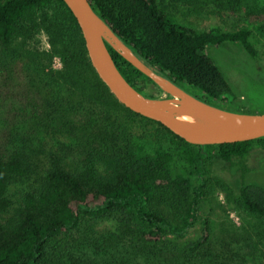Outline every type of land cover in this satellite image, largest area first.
<instances>
[{
  "label": "trees",
  "instance_id": "1",
  "mask_svg": "<svg viewBox=\"0 0 264 264\" xmlns=\"http://www.w3.org/2000/svg\"><path fill=\"white\" fill-rule=\"evenodd\" d=\"M88 2L155 73L232 111L236 95L204 49L237 44L256 60L252 36L264 35V0L205 4L206 14L241 20L231 30L190 29L163 0ZM106 47L131 87L145 96L139 80L162 92ZM253 148L264 152V137L191 145L118 103L62 0H0V264H263L249 232H225L215 245L200 213L206 164L218 159L239 173L237 208L264 224V187L249 181L261 167L247 165ZM105 221L111 226L97 230Z\"/></svg>",
  "mask_w": 264,
  "mask_h": 264
},
{
  "label": "rangeland",
  "instance_id": "2",
  "mask_svg": "<svg viewBox=\"0 0 264 264\" xmlns=\"http://www.w3.org/2000/svg\"><path fill=\"white\" fill-rule=\"evenodd\" d=\"M211 1L163 0L165 5L178 7L179 13L176 19L190 29L203 30L211 26H219L224 30H231L238 27L241 20L239 21L233 15L225 13L214 16L202 11L206 8L205 4ZM193 6H197V9L193 10ZM199 10L202 12H198ZM35 35L42 49L49 48L46 36L42 32H37ZM252 43L257 51L256 60L251 59L237 44H223L218 48L206 46L204 53L219 68L236 95V100L228 107L232 111H248L251 114H257L264 112V35L253 34ZM52 67L53 69L61 67L57 58L53 59ZM136 85L142 87L145 96L153 95L155 99L160 100L170 98L160 87L162 92L157 91L148 82L138 80ZM263 162L264 152L259 148H253L249 153L247 165L250 169L261 167L249 177V181L262 187H264V165H261ZM206 170L207 195L201 203L200 213L209 222L213 243L217 245L225 232L238 234V231H247L252 235L253 240L259 243L264 264V224L237 208L235 204L239 188V173L230 171L226 163L218 159L209 161L206 164ZM110 226V222L105 221L98 223L96 229ZM199 231L200 228L196 227L190 236L198 234ZM249 262H251L250 257H248V264Z\"/></svg>",
  "mask_w": 264,
  "mask_h": 264
},
{
  "label": "water",
  "instance_id": "3",
  "mask_svg": "<svg viewBox=\"0 0 264 264\" xmlns=\"http://www.w3.org/2000/svg\"><path fill=\"white\" fill-rule=\"evenodd\" d=\"M75 18L80 29L84 46L91 67L100 81L106 86L113 97L128 110L142 117L160 123L174 135L191 145H219L251 141L264 137V113H236L208 104L201 99L183 93L176 86L159 76L129 49L123 46L113 33L98 18L88 0H62ZM101 27L105 28L112 41L125 47L127 52L115 48L111 42L101 36ZM109 44L140 73L149 78L157 86L161 80L177 88L185 100L169 108L156 109L151 107L143 94L131 87L117 70L115 63L106 47ZM159 87V86H158ZM161 90V89H160ZM168 98V97H167ZM165 98V99H167ZM160 100V99H155ZM168 100V99H167ZM196 111L216 120L223 126L215 129L201 130L187 127L175 119L181 111Z\"/></svg>",
  "mask_w": 264,
  "mask_h": 264
},
{
  "label": "bare ground",
  "instance_id": "4",
  "mask_svg": "<svg viewBox=\"0 0 264 264\" xmlns=\"http://www.w3.org/2000/svg\"><path fill=\"white\" fill-rule=\"evenodd\" d=\"M101 36L105 40H108L109 42H111L115 48L119 49L122 52V54L127 52V49L125 47L113 42L111 37L107 34L105 28H102V27H101ZM157 84L164 92H166L165 94L170 97L167 99L168 100L171 99V100L168 101L167 99H164V100L148 99L147 103L151 107L156 108V109H165V108H169L185 100V96H183L177 88L159 79L157 80ZM175 119L179 123L187 127L201 129V130L219 128L223 126L224 124L222 121L216 120L210 116H207L200 112L189 111V110L176 113Z\"/></svg>",
  "mask_w": 264,
  "mask_h": 264
}]
</instances>
